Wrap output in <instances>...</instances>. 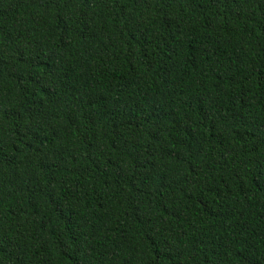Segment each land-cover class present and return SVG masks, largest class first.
<instances>
[{"label": "trees", "instance_id": "1", "mask_svg": "<svg viewBox=\"0 0 264 264\" xmlns=\"http://www.w3.org/2000/svg\"><path fill=\"white\" fill-rule=\"evenodd\" d=\"M0 264H264V0H0Z\"/></svg>", "mask_w": 264, "mask_h": 264}]
</instances>
